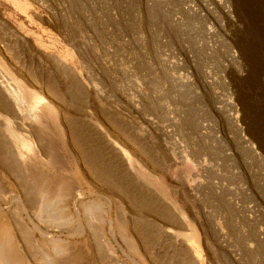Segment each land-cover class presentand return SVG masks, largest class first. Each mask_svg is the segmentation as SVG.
<instances>
[{"label": "rangeland", "instance_id": "rangeland-1", "mask_svg": "<svg viewBox=\"0 0 264 264\" xmlns=\"http://www.w3.org/2000/svg\"><path fill=\"white\" fill-rule=\"evenodd\" d=\"M35 2L39 46L0 13L3 264H264L234 0Z\"/></svg>", "mask_w": 264, "mask_h": 264}, {"label": "bare ground", "instance_id": "bare-ground-1", "mask_svg": "<svg viewBox=\"0 0 264 264\" xmlns=\"http://www.w3.org/2000/svg\"><path fill=\"white\" fill-rule=\"evenodd\" d=\"M238 3H241L242 5L239 6ZM233 7L239 16V19H241L243 30L247 36L244 42L245 47L242 45L239 47V53L246 60L247 66L244 87L249 95H251L249 101H252L253 114L264 133V0H234ZM247 59H251V63L247 62ZM251 78L252 81L255 78V81L251 82ZM0 79L1 85L6 88L14 103L23 106V96L18 90V87H13L12 83L6 80L2 75ZM40 101H42L41 98L34 99V105H37ZM12 137L18 141L20 150L26 151L25 153L31 152V146L27 141H24L22 138L21 140L20 138L18 139V136L14 133L12 134ZM1 255L0 258L3 257V255L2 257ZM13 260L15 262L14 264H16L20 258L19 260ZM0 264H3V258L2 261H0Z\"/></svg>", "mask_w": 264, "mask_h": 264}, {"label": "crops", "instance_id": "crops-1", "mask_svg": "<svg viewBox=\"0 0 264 264\" xmlns=\"http://www.w3.org/2000/svg\"><path fill=\"white\" fill-rule=\"evenodd\" d=\"M0 13L3 19L1 24L6 30L24 32L29 26L31 36L36 38L38 46L41 45L39 42L42 40L41 34L46 29L44 27L46 14L35 0H0ZM60 59L68 64H73L75 61V57L68 53H64Z\"/></svg>", "mask_w": 264, "mask_h": 264}]
</instances>
